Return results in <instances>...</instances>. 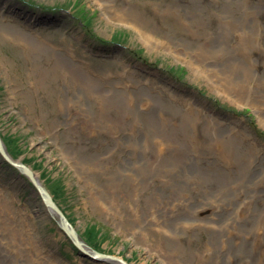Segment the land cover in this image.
Segmentation results:
<instances>
[{
    "label": "rangeland",
    "instance_id": "1",
    "mask_svg": "<svg viewBox=\"0 0 264 264\" xmlns=\"http://www.w3.org/2000/svg\"><path fill=\"white\" fill-rule=\"evenodd\" d=\"M71 1L0 0V30L39 43L82 85L43 88L28 75L20 43L4 33L0 135L8 153L42 173L52 201L98 252L128 264H264V0H110L142 14V28L109 20L100 1L73 9ZM236 67L246 77H230ZM210 79L252 97L235 101ZM91 81L109 100L103 117V100L84 88ZM0 158V179L25 178L20 198L29 207L23 227L0 217V235H15L21 251L0 264H81L61 254L76 247L46 220L36 232L54 256L44 243L36 248L25 215L36 216L41 203L58 215Z\"/></svg>",
    "mask_w": 264,
    "mask_h": 264
},
{
    "label": "bare ground",
    "instance_id": "2",
    "mask_svg": "<svg viewBox=\"0 0 264 264\" xmlns=\"http://www.w3.org/2000/svg\"><path fill=\"white\" fill-rule=\"evenodd\" d=\"M97 1H100L102 4L106 5L109 20L110 19L115 20L116 17L120 16L119 19H121L125 22H128L131 25H135L139 28L143 27L141 25L143 24L144 18L142 17V14H138L137 12H135L133 7L128 8L125 6V4H122V3L119 5H116L115 3H112L110 0H97ZM73 3H74V7L81 5L80 3L78 4V0L71 1L70 7H72V9H73V5H72ZM14 4H15V2H14ZM16 5H19V3H16ZM48 9L58 10V8H52V7H48ZM59 10H61V9L59 8ZM72 11H74V10H72ZM72 11H71V13H72ZM2 13H5V11H2ZM169 13H171L170 10H167L164 13L165 19H166V16L169 15ZM32 15L35 16V13H32ZM59 23H62V22H59ZM91 25H93V23H91ZM171 27H172L171 30L173 31V29L175 28V24L171 23ZM178 31H179V29H178ZM4 33L15 37L14 38L15 41H18L20 43V49H21L23 57H24L23 65H24V67L27 68L28 75L32 79L43 82L42 83L43 88L46 86L45 83L50 82V81L66 82L71 88H76L79 85L82 86L80 84V81L78 80V78L75 77L74 75L70 74L67 70L63 71L62 65L58 63V59L55 58V55L48 54L46 52L47 49L41 47L39 43L33 42L32 40L30 42L24 35H19L18 33H13V32H4ZM4 33L0 30V39L5 37ZM90 36H95V34L92 33ZM147 40L153 41L154 37L152 35H148ZM183 54H184V52L178 53V55H180V56H182ZM137 55L142 56V54L140 52H137ZM197 71L200 72L201 74H204L206 69L200 67ZM197 71H194L195 75H198ZM14 72H15V70H14ZM214 74L218 75L216 72H214ZM246 74H247L246 69L236 67L235 70L229 76L234 77L237 75L238 78L242 79V77H246ZM9 80L15 82L16 73H14L13 77H10ZM210 81H212V82H214V84H216V86H215L216 89H218L222 94L234 97L235 101H240L242 103V101L245 99V97H248V99H249V97H252V95L248 94V92L245 89H244L245 92L242 89L239 90V92H236V91H232L230 89V87L227 85H221V84L213 81L212 79H210ZM110 82H111L110 79L102 78L101 85L104 86L106 84H109ZM116 83H118V82H116ZM31 85L32 86L30 88H28V90H27L28 94H32V89L34 88L33 82H31ZM98 85L99 84L91 81V83L86 84V87H84V88L87 90V92L89 94H91L95 98L99 97L101 100H103L102 102L99 103V106H98V113L101 117H103V115L106 111V107H105L104 103H105V101L108 103L109 100H107L106 96H102V95H99V94H96L93 92V88L97 87ZM59 89H61V88H59ZM58 90H55L53 93L59 94ZM255 103L252 102V104L254 106H256L257 109H259L260 104L257 101ZM116 109H118L117 104L114 105V110H116ZM260 117L262 120L260 125L262 126L264 124V112L261 113ZM44 131H45V129H44ZM44 134H46V133H44ZM54 135H57V133H54ZM1 140H2V138H1ZM66 151H67V153H70L68 151V149H66ZM74 151H76V150L74 149ZM0 154H1V152H0ZM7 156H8V158H10V160L15 161V163H17L19 165L20 164L25 165L22 163V161H20V159H16L12 154L7 153ZM0 162H1V160H0ZM14 165H16V164H14ZM15 168L18 169L19 171H21V173L23 174V172L20 168H18V167H15ZM30 171L32 173V175L31 174L30 175L34 177V180L30 177V175H28L26 173L28 180L31 181L33 184H36L35 186L41 187L44 190V193L40 189L35 191L34 193H39L42 198L46 197L48 200V193H47L46 189L44 188L45 184L42 182V180H40V177L43 176L42 173L39 176L37 173H34L31 169H30ZM84 171L89 173L88 169H84ZM84 171L82 170L81 173H84ZM11 177L12 176H3V178L0 179V207H1L0 217L1 218L6 217V220L10 224H16L18 227H23L22 214L26 213L29 207L27 205L22 204V200L20 198V195L22 196V194L24 192H26V187L23 184H20V182H26V181L24 180L25 178L21 175H19V176L16 175L15 178H17V179L12 178V180H10ZM2 180H4V181H2ZM15 180H17L18 182H16ZM32 186H34V185H32ZM34 198L37 201V198L36 197H34ZM30 202L32 204L33 201L31 200ZM29 206H31V205L29 204ZM12 207H14V208H12ZM33 207L37 210V215L34 216V214H26L25 216L28 220L33 221L31 223H28L27 226L28 227L31 226V228L35 232L33 234V236L38 239V240L33 241V244L36 246V248L39 247L42 243H44V246L48 250V252L54 256V252H53L54 245H49V243H47V237L44 240H42L43 238H40L37 235L36 230L39 233L43 234V229L39 227V222L41 220H46L49 223H51L52 225H54L55 229L59 233V237H63L65 241L68 240L70 242L76 243L74 237L72 236V234L70 232L71 229L66 230L61 225H55L52 223V218L55 217L56 215L54 213H52V215H51L47 212L46 204L41 203L40 209H39V206L37 204ZM45 210L47 213L43 212ZM64 216H65V214H64ZM56 221L58 223V218L56 219ZM71 227L75 231V233L79 237V239L81 240V236L77 232V229L73 225H71ZM9 228H13L12 230L15 229V227L13 225H10ZM0 229H1V227H0ZM104 231L109 235V233L106 230H104ZM66 238H67V240H66ZM53 240L55 241L57 239H53ZM144 241H146L145 238H144ZM81 242L83 243L82 248L76 247V249L74 250V249H71L69 247L67 252H64L63 250H61V254L62 255L65 254L68 257H76L79 259V262L81 264H83L82 262H84V264H86V263L91 264L89 261H92L95 264H125V262H126L123 258H121L123 261H120V259H114V260L109 259V254H110L109 251L107 253L99 252V253H102V257H100V258L95 257V259H94L89 255V254H91L90 251H91V249H93L94 252H98L99 249L96 246L93 247V246L89 245L87 242L85 243L82 240H81ZM17 243H18V239L15 235H12L11 239H9V240L7 238V235H5V234L0 235V245L3 246V247L0 246L1 247L0 262L5 261V262L9 263L12 258H16V256L18 257L19 255H21V251H20ZM67 247L68 246L66 243H64L62 245V248L64 250Z\"/></svg>",
    "mask_w": 264,
    "mask_h": 264
},
{
    "label": "water",
    "instance_id": "3",
    "mask_svg": "<svg viewBox=\"0 0 264 264\" xmlns=\"http://www.w3.org/2000/svg\"><path fill=\"white\" fill-rule=\"evenodd\" d=\"M1 135H0V152H1V154L3 155H1L7 162H9L11 165H14V164H16V165H14L15 167H18V168H20L21 170H22V172H23V174L25 175V176H27L26 175V173L28 174V175H32V173H31V171H30V169H29V167L27 166H25V165H22V164H17V163H15V161H12V160H10V158H8V156H7V153H8V151H7V149H6V145H5V143H4V141H3V139L1 140ZM3 141V142H2ZM4 143V144H3ZM5 145V146H4ZM29 169V170H28ZM21 172V171H20ZM30 175V177L34 180V177L33 176H31ZM39 189L44 193V190L41 188V187H39ZM44 200H45V203H47L48 204V206L58 215V217H56L55 216V219H57L58 218V225H61L64 229H71V234H72V236L74 237V239H75V241H76V243H73L74 244V246L75 247H77V248H82V246H83V243L81 242V240H82V238H81V240L79 239V237L76 235V233H75V231L72 229V227H71V225H70V223H69V221H68V219L64 216V214H63V212L61 211V210H59V208H58V206L52 201L53 199L51 198V196L48 194V200H47V198L45 197V198H43ZM51 202L53 203V205L51 204ZM83 241V240H82ZM86 243V242H85ZM90 253L91 254H89L92 258H94L95 259V257L96 258H100V257H102V253H99V252H94L93 251V249H91V251H90ZM109 259H120V261H123L121 258H119V257H116V256H111V255H109ZM125 264H127L126 262H125Z\"/></svg>",
    "mask_w": 264,
    "mask_h": 264
},
{
    "label": "trees",
    "instance_id": "4",
    "mask_svg": "<svg viewBox=\"0 0 264 264\" xmlns=\"http://www.w3.org/2000/svg\"><path fill=\"white\" fill-rule=\"evenodd\" d=\"M78 7V6H77ZM76 14H77V12H76ZM87 22H88V26H90V24H91V19H92V15L89 13V12H86V13H84V17H83ZM95 236H97V234H95L94 233V237ZM88 241H87V243L89 244V245H91V246H93L94 247V245H96V242H93L94 241V238L92 237V236H89L88 237V239H87ZM90 241H91V243H90ZM92 242L94 243V245H92Z\"/></svg>",
    "mask_w": 264,
    "mask_h": 264
}]
</instances>
